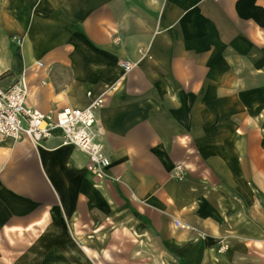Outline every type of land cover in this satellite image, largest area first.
I'll list each match as a JSON object with an SVG mask.
<instances>
[{"label": "crops", "instance_id": "obj_1", "mask_svg": "<svg viewBox=\"0 0 264 264\" xmlns=\"http://www.w3.org/2000/svg\"><path fill=\"white\" fill-rule=\"evenodd\" d=\"M23 77L45 113L118 82L111 166L0 138V264H264V0H0V85Z\"/></svg>", "mask_w": 264, "mask_h": 264}, {"label": "built area", "instance_id": "obj_2", "mask_svg": "<svg viewBox=\"0 0 264 264\" xmlns=\"http://www.w3.org/2000/svg\"><path fill=\"white\" fill-rule=\"evenodd\" d=\"M17 41L21 43V39ZM38 65L43 66V63L39 61ZM121 66L127 73L134 67V63L123 61ZM118 85V82L109 85L97 95L88 92L91 100L85 107L65 105L48 113L28 104L30 90L24 77L10 87L0 85V138L29 140L33 144L42 145L59 131L61 143L84 152L88 156V171L102 180L107 176L111 160L96 130L97 112Z\"/></svg>", "mask_w": 264, "mask_h": 264}]
</instances>
